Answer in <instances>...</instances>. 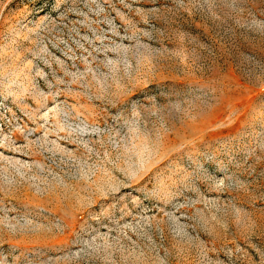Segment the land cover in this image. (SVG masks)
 Wrapping results in <instances>:
<instances>
[{"label":"rangeland","instance_id":"rangeland-1","mask_svg":"<svg viewBox=\"0 0 264 264\" xmlns=\"http://www.w3.org/2000/svg\"><path fill=\"white\" fill-rule=\"evenodd\" d=\"M0 264H264V0H0Z\"/></svg>","mask_w":264,"mask_h":264}]
</instances>
